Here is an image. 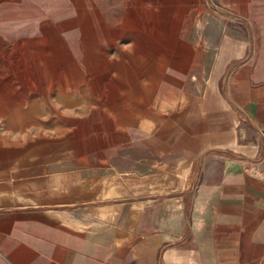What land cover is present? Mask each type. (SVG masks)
Masks as SVG:
<instances>
[{"label": "crops", "instance_id": "0c3cea01", "mask_svg": "<svg viewBox=\"0 0 264 264\" xmlns=\"http://www.w3.org/2000/svg\"><path fill=\"white\" fill-rule=\"evenodd\" d=\"M23 1L37 52L112 67L73 148L0 135V264H264V0H206L200 40L178 0Z\"/></svg>", "mask_w": 264, "mask_h": 264}, {"label": "rangeland", "instance_id": "374dc122", "mask_svg": "<svg viewBox=\"0 0 264 264\" xmlns=\"http://www.w3.org/2000/svg\"><path fill=\"white\" fill-rule=\"evenodd\" d=\"M25 2L0 0V135L6 143L3 147L10 150L9 147L13 146L11 141L18 137L49 135L64 138L61 145L69 150V145L74 147L73 136L77 134L73 128L76 118L71 106L74 89L105 87L103 81L96 79L97 76L89 79L86 72L101 73L112 65L61 63L62 58L57 51L51 52L58 41L57 33L52 31L42 34L45 42L53 46L43 54L37 52L40 33L10 30L13 26L7 14L10 7H19ZM191 2L194 7L186 15L185 8L190 7ZM177 6L183 12L178 15L179 34L200 40L202 12L208 8L212 10V6L206 0H178ZM209 16L211 25L218 23L216 17ZM227 22L238 24L233 18ZM82 132L83 135L89 134L88 129L83 128ZM67 137L68 140L65 139Z\"/></svg>", "mask_w": 264, "mask_h": 264}]
</instances>
